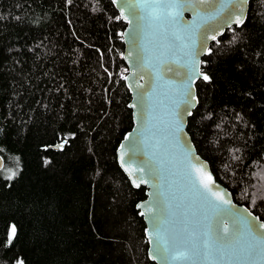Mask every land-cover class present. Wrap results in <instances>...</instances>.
<instances>
[{"label": "trees", "instance_id": "1", "mask_svg": "<svg viewBox=\"0 0 264 264\" xmlns=\"http://www.w3.org/2000/svg\"><path fill=\"white\" fill-rule=\"evenodd\" d=\"M124 28L110 0H0V264H155L136 209L145 187L116 158L133 125ZM202 71L187 132L264 220V0Z\"/></svg>", "mask_w": 264, "mask_h": 264}, {"label": "water", "instance_id": "2", "mask_svg": "<svg viewBox=\"0 0 264 264\" xmlns=\"http://www.w3.org/2000/svg\"><path fill=\"white\" fill-rule=\"evenodd\" d=\"M110 1L125 24L122 33L127 67L124 82L130 94L128 108L133 123L117 146L116 158L130 184L134 188L145 187V198L136 203V209L145 222L148 257L155 264H232L161 260L156 249L165 244L170 246L173 239L180 241L187 234L200 233L208 224L215 231L216 219L211 217L207 202L201 196L204 193L202 173H211L215 180L213 191L230 201L233 212L247 216L244 212L247 209L253 217H258L246 205L234 201L230 190L215 178L209 162L197 152L187 132L192 114L187 115L186 109L190 108L193 113L198 106L196 84L203 80L198 75L203 73V58L209 54L211 44L227 30L240 26L225 24L227 11L221 16L215 15L220 0L212 5L187 0L179 15L177 9L153 6L138 11L136 17L124 7V0ZM250 2L245 0L243 5L244 23ZM141 15L143 20L138 18ZM212 35L216 39H211ZM185 90H190L195 97L187 104ZM178 127L182 131H177ZM62 146L63 143H58L52 148L57 150ZM3 166L0 154V170ZM204 196L212 199L210 193ZM223 223L230 232L233 230L230 217H224ZM182 251L181 244L176 254Z\"/></svg>", "mask_w": 264, "mask_h": 264}, {"label": "snow or ice", "instance_id": "3", "mask_svg": "<svg viewBox=\"0 0 264 264\" xmlns=\"http://www.w3.org/2000/svg\"><path fill=\"white\" fill-rule=\"evenodd\" d=\"M70 2L71 0H69ZM113 2L119 3L120 0H113ZM186 2L187 0H124V7L134 17L137 16L138 11L143 12L146 8L153 6L156 8L177 9V15H179L180 11L185 9ZM195 2L212 5L215 0H195ZM244 3L245 0H228L227 3L224 0H220L215 15L221 16L227 11L228 15L225 24L229 27L232 23L241 26L244 23ZM122 18L127 19V17L123 16ZM138 18L143 20L144 16L141 15ZM210 38L216 39L215 35ZM208 52L210 54V50ZM198 75L202 76L205 81L210 80L207 74L198 72ZM189 79H192V77H189ZM138 87L142 86L138 85ZM183 95L188 98L184 101L186 104L191 99H195L190 90H185ZM186 112L187 115L192 114L190 108L186 109ZM178 116L179 114H177ZM177 131H182V129L178 127ZM131 147L133 150L135 149V145ZM15 175L16 173L12 172L7 178L13 179ZM202 177L204 193H210L212 199H208L204 196V193H201V196L207 202L211 217L216 219L215 231L213 232L212 225L208 224L200 233L187 234L180 241L173 239L170 246L165 244L163 247L156 249L157 256L161 260L173 261H218L232 262V264H254V262L260 261L261 264H264V221H260L259 217H253L247 209L244 210V212L248 213L247 216L240 212H233V205H231L230 201L217 191H213L215 180L211 173H202ZM133 183L136 184V181L134 180ZM136 186L139 187V184H136ZM252 203L255 204L256 201L253 200ZM220 205L226 207H220ZM224 217H230L232 220L233 230L231 232L227 225L223 223ZM253 221H256V223H253ZM11 233L12 235L15 234L14 225L11 226ZM181 244L183 245V251L180 254H176V249Z\"/></svg>", "mask_w": 264, "mask_h": 264}]
</instances>
